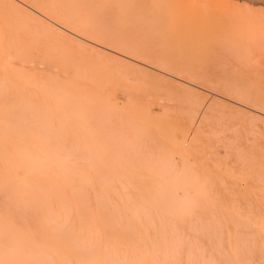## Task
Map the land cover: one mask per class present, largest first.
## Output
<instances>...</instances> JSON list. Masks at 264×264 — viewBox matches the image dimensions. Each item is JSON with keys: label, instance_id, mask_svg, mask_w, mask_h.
<instances>
[{"label": "rangeland", "instance_id": "1", "mask_svg": "<svg viewBox=\"0 0 264 264\" xmlns=\"http://www.w3.org/2000/svg\"><path fill=\"white\" fill-rule=\"evenodd\" d=\"M15 1L21 12L33 10L32 0ZM172 1L118 0L124 14L93 17H103L102 29L80 31L78 42L64 39L56 51L39 39L32 55L58 64L50 70L61 80L64 139L79 154H71L76 180L82 172L94 184L84 188L147 193L178 174L172 183L191 194V214L170 220L227 225L249 209L264 212V117L250 121L247 107L223 94L224 79H238L264 96V0H174L185 12L177 17Z\"/></svg>", "mask_w": 264, "mask_h": 264}, {"label": "bare ground", "instance_id": "2", "mask_svg": "<svg viewBox=\"0 0 264 264\" xmlns=\"http://www.w3.org/2000/svg\"><path fill=\"white\" fill-rule=\"evenodd\" d=\"M14 1L0 0V264H264L260 259L264 256V212L260 210L249 209L238 214L243 219L227 225L218 221L179 224L170 218L191 214L188 205L193 199L179 180L178 185L172 183L178 174L172 180L166 178V183L160 175L156 182L163 181L165 188L156 184L161 189L147 193L87 189L81 184L89 185L91 180L82 172L80 182L76 180L78 159L71 154H79L74 147L70 152L71 145L64 139L61 80L59 72L50 70L58 64L55 67L47 58L45 62L46 53L37 56L40 64L34 62L32 50L39 39L51 50L64 39L78 42L80 31L103 28V17L94 16L124 14L125 8L117 6L118 0H32L33 13L27 12L26 5L21 12L20 1ZM169 1L163 0L171 5ZM176 1H172L174 6ZM177 9L176 17L184 15L182 7ZM83 14L88 18L80 19ZM107 44L102 47L111 50ZM224 80L223 94L247 107L250 121L264 117L263 95L250 93L242 80ZM178 188L184 192L181 197L175 192ZM224 232L227 236H221Z\"/></svg>", "mask_w": 264, "mask_h": 264}]
</instances>
